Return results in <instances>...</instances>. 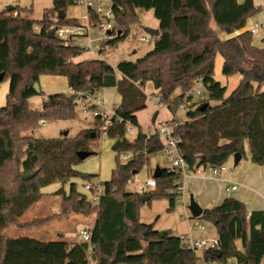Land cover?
<instances>
[{
	"label": "trees",
	"instance_id": "16d2710c",
	"mask_svg": "<svg viewBox=\"0 0 264 264\" xmlns=\"http://www.w3.org/2000/svg\"><path fill=\"white\" fill-rule=\"evenodd\" d=\"M77 3L53 0L40 20L33 18L31 7L0 9V73H4L2 80L10 79L6 105L0 108V264H88L85 243L59 245L62 256L47 255L29 251L31 241H40L7 235L12 224L32 227L73 212L87 216L96 212L93 240L98 246V264H197V249L187 247L171 230L160 231L155 222L140 220L141 207L153 199H168V212L175 210L181 193L169 190L175 187L179 172L160 169L157 187L149 192L127 190L149 155L163 149L157 134L148 137L141 130L136 113L147 107L144 87L151 81L159 90L160 103L172 113L182 106L189 108L185 119L177 118L175 134L191 169L223 165L237 152L254 164L264 165V48L253 44L250 30L234 35L245 29L261 7L253 0H115V23L123 35L109 40L108 45L123 40L144 10L153 11L160 35L141 57L113 66L104 59L74 62L84 49L73 40L66 43L49 36L57 25L80 22L67 15L58 18L61 11L67 12ZM218 53L224 58V75L242 76L227 97V87L214 78ZM42 75L67 77L71 92L50 94L41 108H31L29 98L44 94L35 88ZM199 78L209 95L192 102L193 96L187 93ZM108 87H116L122 102L106 128L96 117L95 129L82 130L73 138L23 135L43 122L75 118L80 99ZM177 89L181 93L175 95ZM211 100L219 104L212 105ZM89 108L97 106L90 104ZM129 126L138 128L132 139L126 137ZM102 132L116 139V152L134 151V156L125 162L117 158L111 180L101 182L105 192L98 204L73 183L69 193L57 192L61 195L60 212L21 223V217L44 196L43 187L75 176L91 182L94 175L81 173L74 166L83 160L79 151L95 152L93 146ZM143 196L149 199L143 200ZM201 216L215 224L220 241L219 256L213 249L204 250L207 263L228 264L234 259L238 264H262L264 211H249L243 201L227 197L221 204L205 208ZM75 249L81 251L77 256L65 254Z\"/></svg>",
	"mask_w": 264,
	"mask_h": 264
},
{
	"label": "rangeland",
	"instance_id": "374dc122",
	"mask_svg": "<svg viewBox=\"0 0 264 264\" xmlns=\"http://www.w3.org/2000/svg\"><path fill=\"white\" fill-rule=\"evenodd\" d=\"M244 1L245 0H242L240 3H243ZM6 2L7 0H0V9H5L9 5H13L14 7H25V5H27L28 7H31V0L9 1L8 4H6ZM87 13L88 10L84 3L78 2L76 5H73L68 9V14L82 18L81 22L86 25L88 21L84 19L83 16H86ZM33 18L40 20L41 13L34 12ZM99 21H102L101 17L99 18ZM99 21L97 20V22L92 23L89 35H85V37L82 36L77 40L84 44V52L92 49L102 51V59L106 60L111 65H116L120 61L127 58L131 59L134 58V56H142L154 46V37L143 42L136 40L138 36L144 34L143 27L156 28L158 25V19L154 16L152 10H144L139 12V22L133 24L130 31V34L135 38V41L130 42L128 38H124L114 46L108 45L109 40L106 30L99 28ZM104 47H106L105 50H103ZM134 49L137 50L136 54H133ZM223 62V56L218 53L214 63V78L223 86L227 87V97L238 86L242 76L240 74H234L230 76L224 75L222 72ZM59 85L61 84L59 83ZM200 88L203 89L202 87ZM9 89V78L0 81V108L6 105ZM147 96V107L137 114L140 128L144 132L156 130L160 126L163 119L169 120V118H172L174 115V113H172L165 105H159V101L155 98V96H153V94L150 93ZM94 98L88 96L87 98H82L78 101L75 118L58 120L54 122H45L42 123L36 130L23 132V135L32 136L37 139L64 137L73 138L76 137L82 130L95 129V109L89 108V106H87L88 102H90L91 105L95 103ZM42 100V95H36L31 97V99L29 98L28 104L31 108H41L43 103ZM199 100H201L199 97H193L192 102H197ZM210 103L212 105H216L219 104V101L211 100ZM188 110L189 108L186 106L180 107L177 110V116L179 119H185L187 117ZM156 111H159V116L157 120H153ZM137 130L138 128L133 127L131 131L127 132L126 137L129 139L134 138ZM115 142L116 139H113L105 132H102L96 141V145L93 146L95 152L89 157L83 159L81 162L77 163L74 166L75 169L84 174L94 175V178L91 180L93 183L110 181L112 178L113 169L116 167L117 158H119L120 161L124 160L121 152L118 153L113 149ZM246 150L248 154V149ZM245 158L246 157L242 159V162L239 165H235L234 159L231 158L227 162V168L229 169L228 172L242 167L245 163ZM158 166L161 168L172 166L171 158H169L163 151L149 155L148 163L140 170L139 173L135 174L134 178L128 183L127 190L130 192L143 193L142 191L146 181L148 178L154 175V172ZM183 180L184 178L182 177V181ZM87 182L88 181L83 179L81 176H75L65 182L56 181L43 187L42 192L44 193V196L21 217L20 222L27 223L31 220L44 218L61 211V195L57 194V192L59 190H64L66 193H69L73 183L76 184L77 190L80 193L87 194L89 196L91 193L85 188ZM181 193L182 194L179 197L181 201L177 202L175 210L172 212H168L170 203L169 200L165 198L153 199L151 203L145 204L141 209V222H155V228L160 231L171 230L172 233L175 232L177 234L188 233L191 231V236L198 240L205 238L214 239L218 234L215 224L206 220L202 216L193 217L189 209L191 195H193L195 200L201 205L199 199H197L196 195L191 191H182ZM219 204L221 203L214 204L213 206ZM202 208L205 209L206 207ZM80 214L83 215L82 213ZM158 216L159 219H157ZM82 217V223L88 227L94 225L96 222V212H93L88 216L83 215ZM199 224H203L205 228L202 230L199 229ZM65 226L66 223L64 218H57L49 223L35 225L32 227H22L20 224H12L7 229V235L11 237L25 235L29 236L34 241H40L41 243H34L32 241L30 242L29 251L31 252L62 256L64 252L58 246L67 245L70 243V241L74 243H81L82 237L80 236V233L82 230L86 229L81 224H72L70 228L65 231ZM63 230L65 231L64 238L62 235H60V232ZM80 252L81 251L79 249H75L72 253L65 251V254H67L68 257L73 258ZM203 254L204 249L198 248L196 250V255L198 257L197 264H207ZM228 264H232L231 261L228 262ZM262 264H264V261Z\"/></svg>",
	"mask_w": 264,
	"mask_h": 264
},
{
	"label": "crops",
	"instance_id": "0c3cea01",
	"mask_svg": "<svg viewBox=\"0 0 264 264\" xmlns=\"http://www.w3.org/2000/svg\"><path fill=\"white\" fill-rule=\"evenodd\" d=\"M9 1H16V0H7L6 4H8ZM19 1H21V0H19ZM238 1L241 2L242 0H238ZM253 1H254L256 6L261 7V11L256 16H254L248 20L247 26L245 27V29L236 32L234 35L242 32L244 30H250L256 23H260L262 26L254 34L253 44L255 46L260 47V48H264V0H253ZM30 5H31L33 13L34 12L41 13V18H42L44 15L45 9L53 6V0H31ZM7 7H14V6L9 5ZM25 7H28V6L25 5ZM68 9L66 12L67 17L76 18V19L80 20V22H81L82 18H79V17L72 15V14H68ZM83 17L85 19V15ZM158 26H159V21H158V25L156 26V28H158ZM87 35H89V33ZM255 35H257V36H255ZM83 37H85V36H83ZM226 37H229V35H227ZM80 38H78V39H80ZM75 43L77 45L81 46L83 49H85L84 44L80 43L78 40H76ZM101 52L102 51H98V50H94V49L89 50L87 52L83 51L80 55L74 57L73 61L74 62H80V61H84V60L102 59ZM136 53H137V50L134 49L133 54H136ZM139 57H141V56H134V58H131V59L127 58L126 60H136ZM116 65H113V66H116ZM117 76L119 79L122 77L121 73H118ZM59 83L61 85H59ZM39 84H40L41 90L44 92V94L42 95L43 100L48 95L53 94V93H59V92L70 93L71 92L67 77H65V76L42 75V76H40ZM144 91L147 95H149L150 93L153 94V96H155V98L159 101L158 102L159 105H161L160 99H159V94H158L159 90L155 88L154 84L151 81L146 83V85L144 87ZM180 93H181V90L177 89L175 92V95H178ZM91 97L92 98L95 97L94 98V102H95L94 104H96L98 106V108L109 109L112 107L119 106L122 102V96L117 91L116 87H108V88L101 89L98 92H96L94 95H91ZM43 100H42V102H43ZM140 111H142V110H140ZM140 111H138L136 113V115ZM177 112H176V114L173 115L172 118H169V120L173 119L174 117L179 118L177 116ZM158 116H159V111H158V115H157L156 120L158 119ZM138 121H139V118H138ZM165 121H168V119L162 120V122H165ZM94 124L96 125V122ZM243 158L244 157H242V159ZM242 159L239 162V164H241ZM245 159L246 160H245L244 165L242 167H240L239 169H235V170L228 172L229 169L227 168V170L223 171L219 176H213L211 173H208V172H204V173L191 172L183 181V192L184 191L193 192L196 195L197 199H199V201L201 202L202 207H206V208H210L214 204H217V203H222L225 200V198H227V197H234L236 199L243 201L246 204L247 209L249 211H254V210L264 211V165H257V164L252 163L248 158H245ZM167 168H171V167H167ZM157 169H159V172H160V169H163V168L158 166ZM155 172H156V170H155ZM155 172H154V175H155ZM233 185H236L237 189L231 190L230 188ZM228 191H230V195H227ZM34 205H32L29 209H31ZM142 207H141V209H142ZM29 209L27 210V212L29 211ZM141 209H140V220H141ZM58 212H60V211H58ZM58 212H56V213H58ZM82 216L83 215H81L80 213L75 212L69 216L64 217V220L66 223V226H65L66 230L65 231H67L72 224H78V225L81 224L85 228L94 227L95 224L92 226H89V227L84 225L82 223V218H83ZM157 219H159V216ZM95 220H96V217H95ZM198 228H199V226H198ZM65 231L63 230L60 232V235H62L63 238L65 237V234H64ZM161 231H166V230H161ZM173 234L178 235V236H182V235L191 236V231H189L188 233H181V234H177V233L173 232ZM215 238H218V234ZM237 243L239 246L241 245L240 241H238ZM72 244H75V243L70 241V243L67 245H72ZM230 261L232 264H238L237 261L234 259H232ZM263 261H264V259H263ZM207 264H209V263H207ZM213 264H215V263H213Z\"/></svg>",
	"mask_w": 264,
	"mask_h": 264
},
{
	"label": "built area",
	"instance_id": "2783aa9c",
	"mask_svg": "<svg viewBox=\"0 0 264 264\" xmlns=\"http://www.w3.org/2000/svg\"><path fill=\"white\" fill-rule=\"evenodd\" d=\"M114 1L115 0H78L79 3H84L87 7L88 13L85 16V19L88 21L87 25L82 24L81 22L75 24H60L55 28V36L65 40L66 43L69 41H76L78 38L85 36L89 33L92 23L99 21V18H102V21H99V28L106 30L108 40H114L115 38L122 36L123 31L119 29L115 23V12H114ZM13 15H17V12H14ZM262 25L256 23L250 31L255 34ZM121 30V33H120ZM125 38H128L130 42L135 41V38L128 33ZM152 36L144 31V34L136 38L137 41L143 42L151 39ZM202 87L203 89H201ZM187 95H192L193 97H199L200 99H205L208 97L209 92L203 84L202 78H199L196 84L192 89L187 93ZM160 99V97H159ZM90 101V100H89ZM91 103L88 102L87 106ZM96 105V104H95ZM97 106V105H96ZM183 107V106H182ZM95 117H98L102 122V127L106 128L112 123L113 117L116 115V107L109 109L106 108H97L94 111ZM44 123V122H43ZM178 125L177 118L174 117L171 120L162 122L160 126L154 130L146 132L147 136L157 134L160 140L163 143V151L169 158L172 160L171 171L179 172L180 176L177 177L174 181L175 187L170 189V192L181 193L183 191V181L191 173H204L209 172L213 176H219L223 171L227 170V163L217 166H197L195 169H191L187 161L185 160L181 149L179 147L180 137L175 134V129ZM133 126H129L127 132L131 131ZM136 128V127H134ZM125 162L134 156V151L121 152ZM182 177L184 180L182 181ZM157 187V179L155 176L148 178L145 186L143 187L142 192H149ZM86 190L90 191L88 196L89 200L93 204H98L101 194L105 192V186L101 183L87 182L85 185ZM231 190L237 189L236 185H233ZM227 195H230L228 191ZM181 199H178V202ZM200 229H204L202 224H199ZM82 237V242L86 244V257L88 264H98L97 254V244L93 240V227L86 228L80 233ZM183 243L192 249L202 248L204 250L213 249L216 250L220 248V241L218 238H205V239H194L191 236H180Z\"/></svg>",
	"mask_w": 264,
	"mask_h": 264
},
{
	"label": "water",
	"instance_id": "95a60500",
	"mask_svg": "<svg viewBox=\"0 0 264 264\" xmlns=\"http://www.w3.org/2000/svg\"><path fill=\"white\" fill-rule=\"evenodd\" d=\"M7 9H11V7H7ZM66 17V12L65 11H61L59 14H58V18H64ZM143 30L150 34L152 37H158L160 35V29L159 28H151V27H143ZM120 33H121V30H120ZM49 36L50 37H54L55 36V29L51 30L50 33H49ZM4 78V73H0V81ZM35 88L37 91H40L41 88H40V84L39 82H37L35 84ZM206 106V104H204L203 108ZM157 115H158V111H156V113L154 114V117H153V120H156L157 118ZM93 152L92 151H79L78 152V155L80 156L81 159H85L87 157H89L90 155H92ZM233 159H234V164L235 165H238L239 162L241 161L242 159V154L237 152L233 155ZM160 172H159V169H156V172H155V177H158L160 176ZM34 176V173L33 174H29V175H25L24 178H29V177H32ZM149 199V196H143V200H147ZM189 209L192 213V216L193 217H199L202 215L203 213V208L201 207V205L195 200L194 196L191 195V199H190V203H189ZM215 252L217 253V255L219 256L221 254V249L218 248L215 250Z\"/></svg>",
	"mask_w": 264,
	"mask_h": 264
}]
</instances>
